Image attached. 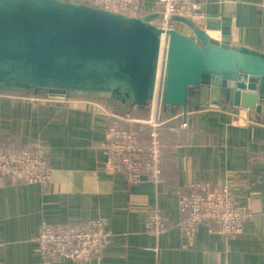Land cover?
Listing matches in <instances>:
<instances>
[{
  "label": "crops",
  "instance_id": "obj_1",
  "mask_svg": "<svg viewBox=\"0 0 264 264\" xmlns=\"http://www.w3.org/2000/svg\"><path fill=\"white\" fill-rule=\"evenodd\" d=\"M190 2L203 15L193 21L197 26L204 27L206 19H227L231 42L264 54V0ZM150 13H160L157 0L142 1L140 16ZM177 30L195 38L184 23ZM32 96L0 91V149L42 144L52 175L43 184L8 181L0 186V264H45L34 242L43 220L63 225L97 218L106 220L110 232L101 252L79 262L50 264H264V162L256 158L264 147V115L224 103L184 114L162 103L164 181L155 184L144 177L131 184L110 168L103 142L106 112L134 113L136 108ZM196 181L228 185L234 205L251 210L242 234L227 236L207 224L190 237L183 234L186 212L180 199ZM155 209L168 222L159 235L146 231L147 216Z\"/></svg>",
  "mask_w": 264,
  "mask_h": 264
},
{
  "label": "water",
  "instance_id": "obj_2",
  "mask_svg": "<svg viewBox=\"0 0 264 264\" xmlns=\"http://www.w3.org/2000/svg\"><path fill=\"white\" fill-rule=\"evenodd\" d=\"M85 0H0V91L102 100L145 112L157 93L183 113L200 105L264 115V54L231 42L229 20L184 17L195 38ZM218 32L223 38L212 36Z\"/></svg>",
  "mask_w": 264,
  "mask_h": 264
},
{
  "label": "built area",
  "instance_id": "obj_3",
  "mask_svg": "<svg viewBox=\"0 0 264 264\" xmlns=\"http://www.w3.org/2000/svg\"><path fill=\"white\" fill-rule=\"evenodd\" d=\"M142 1L90 0L105 10L133 17L140 16ZM157 7L164 19L155 20L153 23L165 30H177L182 24L174 18L184 17L192 21L203 18L199 6L190 0H157ZM164 46L166 48V40L162 51ZM162 103L161 97L158 103L155 97L147 118H139L135 115L136 112L131 111L106 112L107 137L103 147L110 168L124 173L131 184L142 181L144 177H149L155 184L164 181L163 119L160 110ZM256 158L264 162V147L256 153ZM51 175L52 170L45 160L42 144L0 149V186L8 181L43 184ZM180 207L186 212L180 228L183 234L189 237L202 224H207L211 230L215 227L218 233L227 236L240 235L244 224L252 218L251 210L234 205L232 192L226 184L211 187L203 181L193 182L190 194L180 199ZM147 217V233L159 235L167 230L168 222L159 210L151 211ZM109 236L104 218L63 225L43 220L34 242L45 264L61 259L79 262L101 252Z\"/></svg>",
  "mask_w": 264,
  "mask_h": 264
},
{
  "label": "rangeland",
  "instance_id": "obj_4",
  "mask_svg": "<svg viewBox=\"0 0 264 264\" xmlns=\"http://www.w3.org/2000/svg\"><path fill=\"white\" fill-rule=\"evenodd\" d=\"M165 52H166V50H165V46H164L163 51H162L161 67H160L159 78H158V87H157L156 103H158L160 101V89H161V85H162V77H163V74H164ZM42 94L43 93H37L36 95H42ZM152 101L153 100H151V101L148 102L147 107H146V110H148V111L150 110ZM126 106H127V108H130L129 105H126ZM132 109H134V108L132 107Z\"/></svg>",
  "mask_w": 264,
  "mask_h": 264
},
{
  "label": "trees",
  "instance_id": "obj_5",
  "mask_svg": "<svg viewBox=\"0 0 264 264\" xmlns=\"http://www.w3.org/2000/svg\"><path fill=\"white\" fill-rule=\"evenodd\" d=\"M143 113H144V112H141V111H138V110H137V112H136L135 115H136V116H141V115H144V116H145L146 113H145V114H143ZM145 131H147V130H145Z\"/></svg>",
  "mask_w": 264,
  "mask_h": 264
},
{
  "label": "bare ground",
  "instance_id": "obj_6",
  "mask_svg": "<svg viewBox=\"0 0 264 264\" xmlns=\"http://www.w3.org/2000/svg\"><path fill=\"white\" fill-rule=\"evenodd\" d=\"M156 95L154 96L153 100L155 99Z\"/></svg>",
  "mask_w": 264,
  "mask_h": 264
}]
</instances>
